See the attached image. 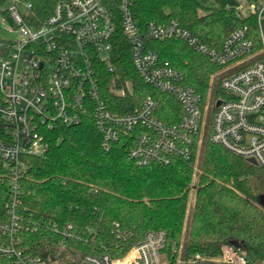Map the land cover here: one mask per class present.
<instances>
[{"label":"built area","instance_id":"1","mask_svg":"<svg viewBox=\"0 0 264 264\" xmlns=\"http://www.w3.org/2000/svg\"><path fill=\"white\" fill-rule=\"evenodd\" d=\"M21 1L25 2L11 0L7 16H3L17 38L0 44L4 52L0 55V117L9 126L5 140H0V162L11 185L7 219L0 220L1 258L11 264H57L27 246L25 233L36 229L24 223L18 198L19 181L29 168L28 159L45 154L46 132L59 126H77L91 118L104 151L127 140L130 158L142 167L169 165L177 159L198 156L208 131L211 143L246 161L253 159L256 166L264 169V5L260 1L235 0L237 17L257 16L259 41L244 26L229 34L218 47L208 45L177 19L150 21L142 30L134 17L133 0L62 1L38 25L27 21L31 6ZM118 24L131 47L139 77L179 103L181 115L177 123L162 120L158 103L151 96L129 112L110 108L102 94L96 66L107 67L113 75L110 91L125 97L126 89L117 88L119 75L113 64ZM149 39L185 43L217 67L218 73L212 74L216 82L212 79L206 92L186 85L183 74L148 47ZM171 116L175 118L176 112L172 111ZM71 231L73 226L68 224L61 235L71 237ZM63 244L61 241L60 247ZM166 246L167 232L152 230L122 256L89 254L80 264H171ZM181 249L182 246L172 249L180 263L205 261L197 254L185 263ZM213 261L249 264L231 246Z\"/></svg>","mask_w":264,"mask_h":264},{"label":"trees","instance_id":"2","mask_svg":"<svg viewBox=\"0 0 264 264\" xmlns=\"http://www.w3.org/2000/svg\"><path fill=\"white\" fill-rule=\"evenodd\" d=\"M10 1L0 0L2 16H7L3 8ZM23 1L31 6L27 21L38 25L58 3L69 0ZM236 6L235 0H133V13L142 30L150 21L177 19L212 47L220 46L244 26L259 41L257 16L241 19ZM261 27L264 33V18ZM147 45L183 74L186 85L207 91L215 65L177 39H149ZM3 53L0 49V55ZM113 64L119 75L117 88L126 89L125 97L110 91L113 75L107 67L96 66L102 94L113 111L129 112L151 96L165 123L179 121L177 100L139 77L119 24ZM7 132L9 126L0 117V140H5ZM46 139L48 150L28 159L29 168L19 181V211L24 223L36 229L25 233L26 244L36 255L57 264H80L89 254L119 257L147 232L164 230L171 264L178 258L172 251L175 246H182L185 263L199 254L205 258L201 264H216L213 259L227 246L244 255L249 264L264 262V207L259 200L264 195V169L206 140L194 183L197 156L169 165L139 166L128 154L127 140L104 151L91 118L77 126L47 131ZM10 189V176L0 162V220L7 219ZM68 224L73 226L71 237L61 235ZM61 241L64 247H60ZM0 264L11 261L0 257Z\"/></svg>","mask_w":264,"mask_h":264},{"label":"rangeland","instance_id":"3","mask_svg":"<svg viewBox=\"0 0 264 264\" xmlns=\"http://www.w3.org/2000/svg\"><path fill=\"white\" fill-rule=\"evenodd\" d=\"M260 2L264 5V0H260ZM21 3H25V2L21 1ZM6 8H7V5L3 9H6ZM19 9H21V10L24 9L22 4H19ZM16 38H17V33L14 31V28L8 22L3 20V16L0 12V44L2 42L13 41ZM213 73H212L213 75H216L218 73V69L215 70ZM212 74L210 75L209 84L212 83V81H211L212 79H214V82H216V80H217L216 77L215 78L212 77ZM210 93H213V92H210ZM206 140H209L208 131H206V133L204 135V139L202 141V144L200 146V151H199L198 156H197V161H196V165H195V173H194V181H193L194 183H196V181L198 179L199 166H200V162H201V150H202V146L204 145ZM193 202H194V196L192 194L191 201H190V207L193 206ZM179 260H180V258H177L175 264H183V263H180ZM259 264H264V263H259Z\"/></svg>","mask_w":264,"mask_h":264},{"label":"water","instance_id":"4","mask_svg":"<svg viewBox=\"0 0 264 264\" xmlns=\"http://www.w3.org/2000/svg\"><path fill=\"white\" fill-rule=\"evenodd\" d=\"M247 162L255 166L257 165L255 160L253 159H248ZM259 200H260L261 205L264 207V195L260 196Z\"/></svg>","mask_w":264,"mask_h":264}]
</instances>
